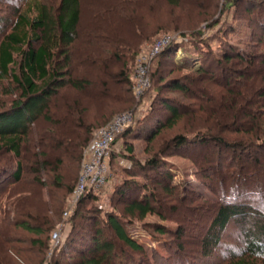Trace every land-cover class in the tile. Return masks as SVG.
Masks as SVG:
<instances>
[{"label":"trees","instance_id":"trees-1","mask_svg":"<svg viewBox=\"0 0 264 264\" xmlns=\"http://www.w3.org/2000/svg\"><path fill=\"white\" fill-rule=\"evenodd\" d=\"M24 2L25 7L15 8L10 17L0 14V97L4 99H0V154L17 158L15 165L0 166V208L5 207L0 209V231L4 240L17 229L33 233L34 246L39 250L37 264H45V258L40 256L49 252L52 255L48 264H195L199 256H193L194 261L179 255L166 259L131 233L134 218L143 220L154 214L167 219L160 206L167 200L165 195L173 200L195 199L216 207L201 240V256L205 258L215 253L231 221L246 220L253 215L257 218V232L251 231L243 249L221 264H246L250 258L264 261V211L258 210L264 197V169L259 173L262 175L257 174L255 181H251L252 175L238 167L237 155L229 159L222 154L214 159L216 165L212 159L203 160L199 165L210 172L206 177L212 178L217 187L197 180L213 198L203 196L192 184L176 183L163 158L175 154L192 157L191 153L197 152L198 146L205 148L208 140L219 145L222 152L239 151L247 157L252 148H264V73L256 72L247 78L255 86L252 83L232 86L229 79L221 83L213 78L217 69L229 74L231 66L238 65L241 71L235 77L239 81L247 76L243 71L264 65V53L249 52L227 41L228 48L223 47L222 27L217 30L219 35L210 36L221 38L223 45L219 52L203 39L205 33L199 28L203 22H207L208 29L220 24L219 20L210 22L217 13L218 2L102 0L101 9L94 10L84 30L86 0H58L56 6L40 0ZM240 3L247 4L245 10L251 20H246L256 28L258 45L263 44L264 0H229L226 4L238 12ZM177 10L173 18L170 13ZM170 31L180 32L188 43L172 41L154 58L149 72L152 86L147 92L153 87L155 95L149 112L142 118H134L116 139L123 141L126 159L134 162L141 179L124 180L117 185L113 195H118L124 205L121 210L113 205L105 213L98 208L99 191L88 188L67 217L71 229L64 242L52 248L53 234L64 222L68 198L78 183L84 150L96 131L116 112L132 107L131 64L134 63L135 70L143 45L160 32L165 35ZM171 57L174 68L187 73L167 79L166 83V66ZM162 89L178 93L188 102L179 97H163ZM183 119L187 122L185 128L168 138L160 137L164 130L173 129ZM222 128L223 132H242L246 137L242 142H228L227 136L219 135ZM203 130L210 134L205 135ZM137 139L147 143L159 140L157 149L151 147L152 155L145 161L135 157L133 142ZM119 151V148L112 151L111 165ZM216 166L222 167V172L218 169L215 175ZM147 171L153 172L152 175ZM69 174L73 179L68 178ZM25 183L35 184L40 190L51 188L55 192H50L51 202H43L42 197L37 199L36 188H28L27 192L12 190V185L25 186ZM132 189H135L132 196L136 195L128 197L126 193ZM61 190L66 193L57 198ZM5 192L10 201L3 206ZM31 193V197L25 195ZM242 196L247 197L245 202H240ZM88 221L93 224L92 230L84 227ZM186 228L179 225L172 230L154 224V229H148L159 236L174 233L177 249L184 252L180 241ZM18 252L13 253L17 258ZM3 263L15 261L5 256Z\"/></svg>","mask_w":264,"mask_h":264},{"label":"rangeland","instance_id":"rangeland-1","mask_svg":"<svg viewBox=\"0 0 264 264\" xmlns=\"http://www.w3.org/2000/svg\"><path fill=\"white\" fill-rule=\"evenodd\" d=\"M43 3L46 4H52L57 5L58 0H40ZM218 2V9H216V15H214L213 18H211V21H218L220 22L219 26H217L215 29H208L207 27V22H203L200 26L202 27V30L204 31L205 35L203 36V39L207 40L208 43L212 46L214 51H220L221 46L224 44L223 47L228 48L227 45L225 44V41L230 44H238L241 49H247V51L251 52L250 50H256V53H264V43L258 45V36L256 33V28L253 27L251 24V19L249 15L246 13L245 8H247V4L244 6L243 3H240L239 11L236 12L234 6H227V2L229 0H211V3ZM99 2H102V0H86V3L84 4V18L82 19V29H86L87 26L90 24V18L91 15L93 14L94 10L101 9ZM24 3V4H23ZM24 0H0V14H4L7 17H10L11 14H13V10L15 8H24L25 6ZM180 5L184 6V3H180ZM238 6V7H239ZM91 10V11H90ZM215 11V10H214ZM162 13V12H161ZM164 13V12H163ZM215 13V12H214ZM168 14V13H167ZM173 15V18L177 16L178 10L177 11H172L170 13ZM164 14H161V18H163ZM219 18V19H218ZM246 19H250L249 21ZM223 28L224 33L220 35V37H224L225 39L223 40L224 43L222 44V40L220 39H214L210 38L212 35H219L218 29ZM234 29L233 32L230 30ZM157 34L153 40L150 43L144 44V50L148 49L154 42L160 37L166 36V35H172L173 37H176L177 42H186L188 40L187 37H184L180 32H174L170 31L169 33ZM216 33V34H215ZM216 37V36H215ZM211 39V40H210ZM221 40V41H220ZM204 47L205 44H203ZM250 47H254L250 49ZM142 51V52H143ZM180 50H178V54H180ZM259 61V60H258ZM257 61V64L259 62ZM156 65V64H155ZM136 66V65H135ZM132 68V74L134 70V63L133 65L131 64ZM166 71H167V77L165 78L166 83L167 79H172L175 76H182L185 75L187 72L185 70H176L174 68L173 64V57L169 58L166 66ZM231 73L229 74H224L217 69L216 73L213 72L214 76L213 78H217V80L221 83H225L229 79V83L232 84V86H238L240 83H244L245 85L251 84L252 82L248 80L247 78L255 74L256 72L262 74L264 73V65L263 66H256L255 69H248L243 72L247 74L245 78H242L241 80H237L238 78L235 77L237 73L241 71V66L234 65L231 66ZM260 68V70L258 69ZM253 72V73H252ZM262 72V73H261ZM134 77V76H133ZM164 84V82H163ZM254 86L255 84L252 83ZM152 86V85H151ZM216 88V87H215ZM237 89V88H236ZM153 90V87L151 88ZM149 90L146 95L141 99V101H138L135 96L133 98V104L131 108L121 110L116 112L112 119L124 112L128 111H133L135 114V119H139L147 115L149 112V109L151 107L152 102L154 101V93L152 94V91ZM1 92V91H0ZM162 95L163 97L170 96L172 98H180L183 102L187 103L188 101L185 98H182L181 95L178 93L176 94L175 92L169 91L168 89H162ZM134 95V94H133ZM3 99V97H0V99ZM4 100V99H3ZM258 101H262L263 99H260L258 97ZM157 107H161L160 104H157ZM163 108H160L162 110ZM164 111V110H162ZM111 119V120H112ZM110 120V121H111ZM109 121V122H110ZM186 120H180L173 129L171 130H164L162 133L163 136L160 137H169L170 135H173L177 133L178 131H181L183 128H185L187 122ZM108 122V123H109ZM201 122H203L201 120ZM202 125V124H201ZM203 128V126H200ZM101 128V127H100ZM99 130V129H98ZM97 130V131H98ZM96 131V132H97ZM202 133L210 134V132H207V130H203ZM221 136H227L226 139L228 142H242L243 137H246V135L242 132H231V131H226L223 132V128L220 131ZM160 139V138H159ZM134 144V149H135V157L139 158L142 161H145L147 158L151 157L152 155V148L157 149L159 140H154L151 143H147L144 140L137 139L136 141L133 142ZM152 147V148H151ZM118 148L120 149L119 154H115V160L111 165L110 169V177L108 184L106 187H104L101 191L98 192L99 194V200L97 202L98 208L102 210L103 213L109 211L112 209L113 205L118 206L120 210L123 207V201L119 199L118 195H113V193L117 189V185L121 184L122 181H131V179L138 178L141 179L138 174L141 173L140 170L136 169L134 162L131 161L130 159H126L127 153L123 147V141L119 140L118 141ZM200 146L197 147V152H192L191 156H187V154H175V155H170V156H165L163 157L164 160L167 162L168 166L172 169L174 175H175V182L176 183H182L184 185L186 184H192V186L200 193L203 194L205 197H213L214 196L206 190L205 187H203L197 179H199L202 182H211L217 187V184L212 180V178L207 179L206 173L208 174L207 170L202 169V167L199 165L203 163V160L206 161V159H212V162L215 163L216 165L217 162H214L216 157L220 158V155H224L226 157H229L231 159L232 157H235L237 155L236 161L239 164L238 167H242L245 169V172L248 174L252 175L251 181H255L256 175L261 172V169H264V148L262 150H256L255 148H252L253 151L247 155L242 154L239 151H233V152H222L221 147L217 145L215 142L208 140L207 144H205V148H202ZM207 148V149H206ZM206 149V150H204ZM195 150V149H194ZM213 151V152H211ZM84 153V152H83ZM212 153V154H209ZM15 160L17 158L11 157L10 154H0V166H4L7 163H12L15 165ZM82 163V162H81ZM222 167H215L213 171L215 172V175L217 174V170L220 169L221 171ZM81 171V165H80V170L78 172V176L80 175ZM150 175H152L153 172L147 171ZM210 173V172H209ZM72 174V173H71ZM69 174L68 178H70L72 175ZM137 175V176H136ZM262 175V174H259ZM77 176V177H78ZM264 176V174H263ZM25 177H28L27 172L25 174ZM76 177V178H77ZM45 180L50 181V178L47 176H43ZM72 178V177H71ZM73 179V178H72ZM79 181V177H78ZM31 183V182H30ZM52 182L50 181V184ZM239 183V182H238ZM252 184V183H251ZM78 185V183H77ZM37 185L35 184H26L20 185V186H13L12 185V190L14 191L17 189L18 191H24L27 192L28 188L29 189H35L37 192L34 194V196L39 199L42 197V201L45 203L51 202L50 198V192L55 193L51 188L49 189H42L40 190L39 188L35 187ZM11 187V185H9ZM8 187V190L10 191V188ZM77 187V186H76ZM76 189V188H75ZM48 190H50L48 192ZM8 191V192H9ZM38 191H40L38 193ZM42 191V192H41ZM131 191V190H130ZM128 191L126 194L129 197H133L132 194L133 192L135 193V189H132L130 192ZM8 192L3 193V206H5L9 201V194ZM12 192V191H11ZM58 194L56 195L57 198H59V195H64L66 192L64 190H61L60 192H57ZM28 195V197L33 196V193L31 194H25ZM30 195V196H29ZM74 193L73 195L69 196L68 202L69 206L67 210L75 208V206H71L74 198ZM165 199H167L165 202H161L160 206L162 207L161 213L163 215L167 216L166 220L161 219L159 216L154 215V214H149L147 215L143 220H138L134 218L135 220V225H132L134 228H131V233L134 235L138 241L145 245L147 248L150 249H156L157 252H159L162 257L164 258H169L173 257V255H179L184 258H188L189 260H195L193 256H199L195 262V264H221V263H226L229 261L231 258V255L235 254L237 255L245 246L246 241H247V235L248 237L250 236V232L252 233L257 232L256 231V217L253 215H248L246 220H241V221H231L229 225L227 226L222 240L221 244L219 247L216 249L215 253L211 255L210 257H202L201 256V240L206 232V230L209 227L210 224V219L212 217V211L216 209L215 206H211L209 204L205 203H200L195 199H189L186 201H181L179 198L177 200H173L172 198H166L165 195L163 196ZM243 197V196H242ZM263 197V196H262ZM247 197H243L240 199V202H245ZM246 199V200H245ZM250 199V198H249ZM248 203L252 204L253 207H257L255 202L253 200L247 201ZM72 207V208H71ZM261 211H264V197L263 201L261 202V205L258 206ZM257 207V208H258ZM5 208V207H4ZM0 208V209H4ZM174 209V211H172ZM72 210V213H73ZM71 213V214H72ZM65 217V216H64ZM64 221L60 228L55 231L58 232L59 234V241L54 240L52 243V248L58 246L60 243L64 242L67 233L71 229L70 224L67 222V217L64 218ZM84 227H87L89 230L93 229V224L92 222L88 221L84 223ZM154 224H159V225H166L172 230H175V228L179 225L182 227H187L185 230V233L183 235V238L181 239L182 246L184 248V252H180L177 249V246L175 245V240L173 236L175 235L174 233H171L167 236H159L156 235L152 230H149L150 228L154 229ZM149 228V229H148ZM152 231V232H151ZM54 233V234H55ZM7 236L9 237V232L6 233ZM53 234V236H54ZM257 234V233H256ZM255 234V235H256ZM34 234L29 233L26 231H23L21 229H17L14 233L11 232V236L7 239L4 240L3 234L0 231V264H4V257H13L15 263L14 264H30V262H35L36 264L40 261L38 258V247L34 246L33 240H34ZM14 239V241H12ZM18 239V241H15ZM16 248V249H15ZM13 250L20 251L18 252V257L17 258L13 253ZM52 255V252L47 253V255L40 256V258L44 257L45 258V264H48L50 262V256ZM21 259L23 261H21ZM26 262V263H25ZM246 264H264V261H262L259 258H250L249 262Z\"/></svg>","mask_w":264,"mask_h":264},{"label":"built area","instance_id":"built-area-1","mask_svg":"<svg viewBox=\"0 0 264 264\" xmlns=\"http://www.w3.org/2000/svg\"><path fill=\"white\" fill-rule=\"evenodd\" d=\"M172 41H177L176 37L172 35L160 37L148 49L138 55L133 77V94L138 101H141L151 85L149 72L154 58ZM134 118L133 111L120 113L94 134L83 153L79 181L74 191L72 207L75 206L88 188L101 191L106 187L110 176L111 154L114 149L118 148L117 136L133 123ZM72 210H67L64 216L69 217ZM53 239L59 241L58 232L54 234Z\"/></svg>","mask_w":264,"mask_h":264}]
</instances>
